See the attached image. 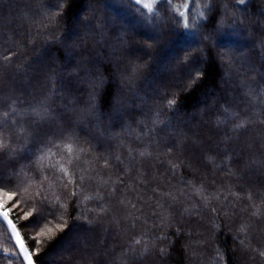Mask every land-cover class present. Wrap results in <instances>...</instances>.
<instances>
[{
    "label": "trees",
    "instance_id": "16d2710c",
    "mask_svg": "<svg viewBox=\"0 0 264 264\" xmlns=\"http://www.w3.org/2000/svg\"><path fill=\"white\" fill-rule=\"evenodd\" d=\"M185 2L0 0V194L35 264L68 236L51 264H264V0H187L195 38ZM0 264H24L1 221Z\"/></svg>",
    "mask_w": 264,
    "mask_h": 264
},
{
    "label": "snow or ice",
    "instance_id": "6c2138e0",
    "mask_svg": "<svg viewBox=\"0 0 264 264\" xmlns=\"http://www.w3.org/2000/svg\"><path fill=\"white\" fill-rule=\"evenodd\" d=\"M162 2V0H161ZM130 3L133 5H140L142 7H147L148 11H151V7L144 5L143 4V0H130ZM153 3H155V0H153ZM167 3L169 5L172 4V0H167ZM211 3V0H204V4L203 7L204 8H208L209 4ZM237 4L239 5H245L246 4V0H237ZM189 8V4L186 0V2L182 5V9L183 10H179L178 11V15L183 18V28L185 30L186 33L190 34L193 36V38H195V35L198 33V23L199 21L206 15L204 11L201 10V5L200 3H196L195 5V9L193 10L192 13V18L191 21H189V18L187 16V10ZM58 14V13H57ZM53 21L55 20V17L52 16L50 17ZM146 19H148L149 22H152L153 17L151 16H147L145 17ZM224 22L223 20L221 21V25L223 26ZM229 27H231V25H229ZM187 59V57L185 56V60ZM221 59L225 60L228 59V53L227 52H223L221 54ZM261 95L264 96V90H261ZM175 99H170L168 100V105L172 106L175 104ZM262 103H264V100L261 101ZM9 109L10 110H3L0 109V127H3L9 117H13L12 119V123L15 125L16 124V120H15V116L19 115L20 113L17 112L16 106H15V102H13L12 104L9 105ZM86 111V110H85ZM32 112L35 114V116L37 117L38 120H46L47 117V110L43 108L42 105L37 106L35 108L32 109ZM248 123L247 120L241 119L239 120L235 125H234V130L235 129H239V128H243L246 124ZM19 131L20 132H24V128L23 126H19ZM28 135H31V133H29ZM27 139V138H26ZM8 138L5 136V134L0 131V150L7 148L8 146ZM61 145H63V148L70 154L71 158L68 160V163L71 164L73 159L78 160L79 159V155H75L72 156L71 154L74 153L75 148H74V144L71 142V136H69V138H67V142L65 141H60V143H56L55 141L48 139L47 142H39V147L38 150L34 153V155L36 156V162L37 164L41 165V171L43 172V165L44 162L48 159H50L52 156L57 155L56 152L53 151V148H60ZM85 150L83 148L79 149V152H84ZM143 155V153H141ZM64 157L61 156L60 160L56 161V164L53 165V167H56V165H59V171L64 172L65 176H68V170L65 168V166L61 163V160H63ZM105 164H107V161H105ZM44 179H48L47 174L44 175ZM80 183L83 184L84 180H85V176L81 175L80 176ZM68 183H74V179L69 178ZM65 187H67V185H65ZM3 189H4V185H3V181H0V193H3ZM79 191V185H77V190L73 192V195H77ZM8 199L12 200L13 199V194L12 193H8ZM92 197L90 196H85L84 199L88 200L91 199ZM46 199V197H45ZM249 199H251V197H249ZM11 211V209H7L5 206V202L0 199V220L2 221H7L10 225L12 230L15 232L16 231V225L13 224L11 222V220H9V212ZM254 215H261V209L259 207L256 208V210L253 213ZM30 217L31 214H26ZM39 234V233H38ZM39 243V242H38ZM137 244L140 243L139 240L136 241ZM243 243V242H242ZM163 251V250H162ZM260 255L264 256V250L260 251ZM24 260L26 261V264H34L32 258H31V254L25 255L24 256Z\"/></svg>",
    "mask_w": 264,
    "mask_h": 264
},
{
    "label": "water",
    "instance_id": "95a60500",
    "mask_svg": "<svg viewBox=\"0 0 264 264\" xmlns=\"http://www.w3.org/2000/svg\"><path fill=\"white\" fill-rule=\"evenodd\" d=\"M9 220H10V218H9ZM0 221L2 222V224L4 225V227L6 228L8 234H9V236H10V238H11L13 244H14V247H15L17 253L19 254L21 260H22V262H23L24 264H26V261L24 260V256H25V255H28V254H30V253H29V251H28L26 245L24 244V242H23V240H22V238H21L19 232L17 231V229H16V231L14 232V231L12 230V228H11V225H10L7 221H2V220H0ZM11 222H12V221H11ZM31 258H32V256H31ZM32 260H33V259H32ZM33 262H34V261H33ZM34 264H35V263H34Z\"/></svg>",
    "mask_w": 264,
    "mask_h": 264
},
{
    "label": "rangeland",
    "instance_id": "374dc122",
    "mask_svg": "<svg viewBox=\"0 0 264 264\" xmlns=\"http://www.w3.org/2000/svg\"><path fill=\"white\" fill-rule=\"evenodd\" d=\"M85 15L87 16V13H85ZM97 38V36H96ZM154 39V38H153ZM105 40H106V37L104 39V43H105ZM97 42H99L100 44V40L98 39ZM124 48V47H123ZM168 68H165V72H167ZM0 199H2L4 202H5V206H6V203L8 201V196L5 195V194H0ZM73 239L71 236L67 237L66 241L62 244V246L60 248H58V250H56L51 256H50V259L49 260H52L50 261V264L51 263H54L55 260H58L60 257H64L65 253L67 252H70V248L68 246H65L66 245V242L69 243V241Z\"/></svg>",
    "mask_w": 264,
    "mask_h": 264
}]
</instances>
